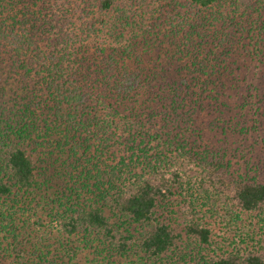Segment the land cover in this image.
I'll use <instances>...</instances> for the list:
<instances>
[{
    "label": "trees",
    "instance_id": "16d2710c",
    "mask_svg": "<svg viewBox=\"0 0 264 264\" xmlns=\"http://www.w3.org/2000/svg\"><path fill=\"white\" fill-rule=\"evenodd\" d=\"M263 163L264 0H0V264H264Z\"/></svg>",
    "mask_w": 264,
    "mask_h": 264
},
{
    "label": "rangeland",
    "instance_id": "374dc122",
    "mask_svg": "<svg viewBox=\"0 0 264 264\" xmlns=\"http://www.w3.org/2000/svg\"><path fill=\"white\" fill-rule=\"evenodd\" d=\"M263 165H264V163H263ZM262 167H263V166H262ZM261 177L264 179V171L262 172V176H261ZM261 177H260V178H261Z\"/></svg>",
    "mask_w": 264,
    "mask_h": 264
}]
</instances>
